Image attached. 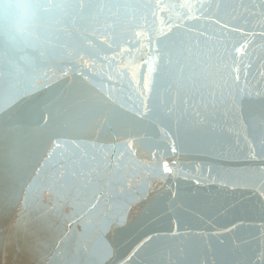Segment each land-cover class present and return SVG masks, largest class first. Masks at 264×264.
<instances>
[{
  "label": "water",
  "instance_id": "1",
  "mask_svg": "<svg viewBox=\"0 0 264 264\" xmlns=\"http://www.w3.org/2000/svg\"><path fill=\"white\" fill-rule=\"evenodd\" d=\"M0 0V264H264V0Z\"/></svg>",
  "mask_w": 264,
  "mask_h": 264
},
{
  "label": "clouds",
  "instance_id": "2",
  "mask_svg": "<svg viewBox=\"0 0 264 264\" xmlns=\"http://www.w3.org/2000/svg\"><path fill=\"white\" fill-rule=\"evenodd\" d=\"M19 9L21 14H23L26 10V4L23 2V0H20Z\"/></svg>",
  "mask_w": 264,
  "mask_h": 264
}]
</instances>
